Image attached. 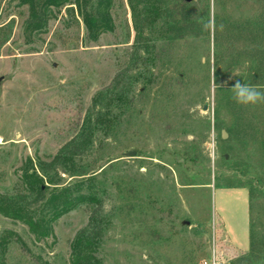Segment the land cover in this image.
<instances>
[{
	"label": "rangeland",
	"instance_id": "rangeland-1",
	"mask_svg": "<svg viewBox=\"0 0 264 264\" xmlns=\"http://www.w3.org/2000/svg\"><path fill=\"white\" fill-rule=\"evenodd\" d=\"M185 2L138 37L128 0H111L113 29L92 42L75 4L35 26L0 0V196L36 210V175L45 198L87 196L42 238L0 213V264H71L83 233L99 264H264V103L230 90H264V0ZM239 187L250 247L234 254Z\"/></svg>",
	"mask_w": 264,
	"mask_h": 264
},
{
	"label": "trees",
	"instance_id": "trees-1",
	"mask_svg": "<svg viewBox=\"0 0 264 264\" xmlns=\"http://www.w3.org/2000/svg\"><path fill=\"white\" fill-rule=\"evenodd\" d=\"M172 2L189 4L185 0ZM172 2L171 0H128L138 37L142 34V29L146 24L153 25L162 20L164 24L167 23L165 18L169 17L172 5H174ZM22 3L30 6L31 23L33 21L38 23L35 26L47 23V20L39 18V11H44L50 6L75 4L86 27L88 40L96 42L102 33L113 29V21L108 13L111 0H82V3L80 0H22ZM35 26L29 22L28 29ZM79 184L63 188L55 187L48 198H45L47 187H44V177L37 175L27 177L28 190L41 198L42 203L36 210H31L24 204L25 196L20 197V200L0 196V213L6 217L23 221L37 238L46 237L55 220L87 200L86 195L79 194ZM97 245L95 238H89L84 233L79 235L71 246V264H99L95 255Z\"/></svg>",
	"mask_w": 264,
	"mask_h": 264
},
{
	"label": "crops",
	"instance_id": "crops-1",
	"mask_svg": "<svg viewBox=\"0 0 264 264\" xmlns=\"http://www.w3.org/2000/svg\"><path fill=\"white\" fill-rule=\"evenodd\" d=\"M236 201L238 203L239 215L232 227L233 230L227 231L223 235L229 252L234 254L245 253L250 247V220H249V194L247 189L239 187L234 189Z\"/></svg>",
	"mask_w": 264,
	"mask_h": 264
},
{
	"label": "clouds",
	"instance_id": "clouds-1",
	"mask_svg": "<svg viewBox=\"0 0 264 264\" xmlns=\"http://www.w3.org/2000/svg\"><path fill=\"white\" fill-rule=\"evenodd\" d=\"M213 27L214 24L212 22L203 25L204 30H209ZM230 90L233 93V100L237 104L248 106L264 103V90L254 85L243 83L239 79L232 84Z\"/></svg>",
	"mask_w": 264,
	"mask_h": 264
},
{
	"label": "water",
	"instance_id": "water-1",
	"mask_svg": "<svg viewBox=\"0 0 264 264\" xmlns=\"http://www.w3.org/2000/svg\"><path fill=\"white\" fill-rule=\"evenodd\" d=\"M187 1H191V0H187ZM204 109H205V108H204ZM226 137H227V135H226L225 133H223V134H222V138L225 139ZM131 155H133V154H131Z\"/></svg>",
	"mask_w": 264,
	"mask_h": 264
}]
</instances>
